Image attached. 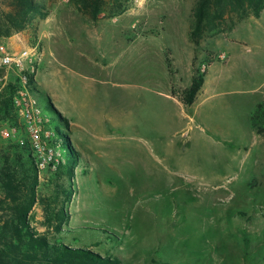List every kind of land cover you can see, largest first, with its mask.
I'll return each mask as SVG.
<instances>
[{"label":"rangeland","instance_id":"rangeland-1","mask_svg":"<svg viewBox=\"0 0 264 264\" xmlns=\"http://www.w3.org/2000/svg\"><path fill=\"white\" fill-rule=\"evenodd\" d=\"M195 1L106 0L92 21L70 0H42L46 17L0 36L7 53L31 52L30 84L79 156L71 176L66 158L36 171L35 232L122 264H264V132L253 134L245 117L252 100L228 101L210 123L219 135L145 118L155 81L178 98L185 89L188 52L193 79L230 39L264 38L263 9L258 19L229 15L194 43ZM17 75L0 61V92ZM11 145L0 136V162ZM61 211L58 234L47 218Z\"/></svg>","mask_w":264,"mask_h":264},{"label":"trees","instance_id":"trees-1","mask_svg":"<svg viewBox=\"0 0 264 264\" xmlns=\"http://www.w3.org/2000/svg\"><path fill=\"white\" fill-rule=\"evenodd\" d=\"M76 9L96 21L102 12L106 0H70ZM0 36L25 28L34 17L47 16V8L42 0H0ZM264 9V0H196L192 10V25L189 38L194 43L207 30H216L229 15H235L239 21L254 17L258 19ZM170 72V61L166 60ZM204 75L200 72L193 77L191 85L181 91L179 100L185 106H191L203 86ZM18 77L7 84L0 92V123L8 126L18 124L12 99L18 86ZM47 114L59 131L58 121L53 116L55 110L48 104ZM264 118V102L256 106L250 121L257 133L264 129L257 121ZM61 136L62 133H60ZM64 137V136H63ZM12 142V141H11ZM65 150L66 176H71L73 167L79 162V156L69 143L63 140ZM0 162V264H122L116 257H102L87 249L72 248L58 238L51 242L47 236L35 232L29 221V214L37 203V176L34 159L28 146H19L13 142ZM64 194H71L70 190ZM66 215L61 211L50 215L47 223H55L54 231H62Z\"/></svg>","mask_w":264,"mask_h":264},{"label":"crops","instance_id":"crops-1","mask_svg":"<svg viewBox=\"0 0 264 264\" xmlns=\"http://www.w3.org/2000/svg\"><path fill=\"white\" fill-rule=\"evenodd\" d=\"M225 46L227 49L200 64V70L204 68L203 86L191 106L183 105L172 93L171 86L167 87L165 83L155 81L158 85H154L151 96L146 97L145 118L162 120L164 123L170 119L178 124V130L194 123L202 132L214 131L219 135L220 128L212 129L210 123L232 109L228 101L235 97L243 98L245 102L252 100L245 113V117L250 121L252 110L264 102V38L250 34L244 38L230 39ZM219 54H224L225 59H218ZM184 67L185 77H180L177 85L183 89L192 81L190 52ZM165 74V77H168L167 69ZM163 84L164 88L159 89ZM251 131L255 134L252 127Z\"/></svg>","mask_w":264,"mask_h":264},{"label":"built area","instance_id":"built-area-1","mask_svg":"<svg viewBox=\"0 0 264 264\" xmlns=\"http://www.w3.org/2000/svg\"><path fill=\"white\" fill-rule=\"evenodd\" d=\"M0 51L2 65L16 70L19 79L12 99L18 124L1 127L0 136L19 146L29 147L38 178H40L45 169L54 171L64 163L63 140L36 97L34 86L30 84L29 74L35 72L31 52L24 50L20 53L10 54L2 46ZM218 59H225V55L219 54ZM201 72H204V68L201 69Z\"/></svg>","mask_w":264,"mask_h":264}]
</instances>
